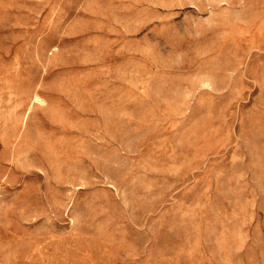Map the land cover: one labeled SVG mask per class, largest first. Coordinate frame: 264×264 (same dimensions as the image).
Wrapping results in <instances>:
<instances>
[{
    "label": "rangeland",
    "instance_id": "1",
    "mask_svg": "<svg viewBox=\"0 0 264 264\" xmlns=\"http://www.w3.org/2000/svg\"><path fill=\"white\" fill-rule=\"evenodd\" d=\"M0 264H264V0H0Z\"/></svg>",
    "mask_w": 264,
    "mask_h": 264
}]
</instances>
